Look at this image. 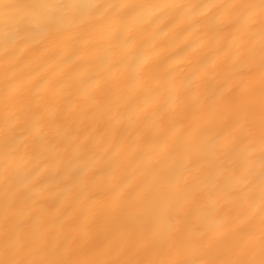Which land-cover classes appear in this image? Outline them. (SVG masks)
<instances>
[{"label":"bare ground","instance_id":"1","mask_svg":"<svg viewBox=\"0 0 264 264\" xmlns=\"http://www.w3.org/2000/svg\"><path fill=\"white\" fill-rule=\"evenodd\" d=\"M35 2L0 5V260L259 261L261 0Z\"/></svg>","mask_w":264,"mask_h":264},{"label":"snow or ice","instance_id":"2","mask_svg":"<svg viewBox=\"0 0 264 264\" xmlns=\"http://www.w3.org/2000/svg\"><path fill=\"white\" fill-rule=\"evenodd\" d=\"M4 4V0H0V5ZM35 14L42 15L48 18H59L63 20L71 19L72 13H76L79 16H87L92 13L99 14L106 7H119L118 5H108L101 4L99 0H37V2L30 4L28 6ZM239 7L246 8V14H251L255 5H240ZM259 8L262 13H264V0H261ZM262 22H264V17H262ZM130 45L132 43L131 39L127 41ZM146 63V61H141V66ZM264 70V64L261 66ZM261 128L264 130V119L261 121ZM262 141H264V135H262ZM260 176L262 185H264V154H262L260 159ZM17 250L15 246L8 248L6 258L0 260V264H73V262L68 260H20L17 259ZM93 264V262H90ZM131 264V262H128ZM214 264H221V262H214ZM240 264H264V244L261 246V259L259 261L250 260L240 262Z\"/></svg>","mask_w":264,"mask_h":264}]
</instances>
